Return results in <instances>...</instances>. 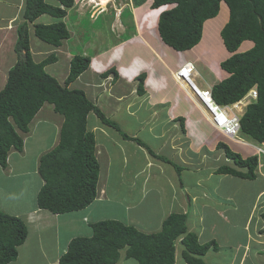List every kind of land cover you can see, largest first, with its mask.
<instances>
[{"label": "crops", "instance_id": "obj_1", "mask_svg": "<svg viewBox=\"0 0 264 264\" xmlns=\"http://www.w3.org/2000/svg\"><path fill=\"white\" fill-rule=\"evenodd\" d=\"M77 1L74 0L73 8L76 7ZM46 2L49 3L48 0ZM56 3L54 1L52 5H57ZM95 3L97 4V0ZM148 4L149 2H140L135 7ZM23 8L24 0H0V60L4 64L0 66V72H5L6 75L8 69L17 61L14 45L16 28L22 23L19 21V17H21ZM72 9L67 10L68 14L64 22L74 13L71 12ZM146 10L145 8L141 10L143 16H146ZM51 19L54 20L52 17ZM35 23L50 24L45 22V15L37 19ZM133 25L136 33L122 41L124 39L121 35L126 33L125 30H122V34L118 37L119 41L113 45L118 51L117 54L114 49L106 53V49L102 53L94 55L91 57L89 69L77 78L78 89L84 91L87 97L91 98V91L95 90L97 82L103 78L101 75L112 68L115 69L116 78L113 74L103 78L107 81V86L113 88L112 93L108 95L107 92H103L107 86L102 84L98 86L100 88L98 96L102 92L108 96V101L104 102L110 111L96 106L107 119L117 124L121 133L129 137V139H123L120 132L102 124L94 114L91 115H94L95 118L91 119V115L88 118V130L94 134L96 159L100 165L98 195L95 201L81 211L56 215L38 209L36 200L33 197L28 200L24 190L20 191L22 196L20 194L15 200L9 198L14 195L16 186L12 189L13 185L6 187L7 184L16 178H24V182L30 181L34 177L32 175L38 174L39 158L57 146L63 118L60 115L51 117L50 114H56L53 110L42 114L39 111L40 113L35 117L36 120L34 118L29 125V132L22 135V151H10L6 167H0V200L3 204L0 205V210L23 220L27 227L26 241L18 247L17 259L8 264H60L59 258L66 252L71 239L77 236H90V224L108 218L115 220L119 212L124 216L119 220L125 225L133 226L144 233L151 232L140 226L142 220L138 218V214L145 208L149 212L159 214V208H156V205L160 203V197L169 202L167 201L169 195V205L176 202L172 191L166 195L165 190L162 189L159 193V177L165 179L167 184L178 186L177 194L180 199H177L175 212L187 214L188 230L198 235L201 244L214 242L217 245V250L209 249L204 255L203 260L206 264H264V219L262 218L264 203L260 207L255 205L264 197V185L256 194L249 197L254 199V202L246 205V209L249 211L244 229L242 228V238L237 239V236L230 234V237L224 236V240H229L227 243H219L215 238H202L201 236L205 235L203 232L206 231L202 227L196 232V227L202 221L201 215L204 216V221H202L204 224L206 214L207 218L210 215L212 220L214 218L221 220L222 212L229 214L237 212L239 209L238 203L233 201L235 200L234 195H228L227 191L217 190L220 179L222 181L230 176L216 173L217 169L222 165L233 166L232 162L225 159L223 164H209V167L206 165L207 163L204 164V167H198L196 163V160L200 158V151L205 159L213 160V153L218 151L215 149V145L218 141H222L223 137L217 132H213L204 109L194 103L186 95V92L177 86L172 77V72L183 61L200 58L201 50L194 49L182 53L181 59L176 51L170 50L162 43L156 33L155 37H148L150 41L152 40L150 46L145 41L144 34L140 33L135 15ZM29 28L31 30V25ZM138 38L143 42L137 41ZM66 42L67 40L63 41L58 48L46 46L40 41L30 42L33 60L40 62L50 53H54L57 55L55 64L67 60L68 65L74 47H67ZM125 43L128 46H125ZM82 47L84 48V45ZM112 51H114L113 54ZM124 51L127 54L124 55ZM137 55H139L138 58ZM104 56H107L109 63L114 60L116 65L100 74L92 65L106 59L103 58ZM211 73L215 75L214 80L216 81H221L226 77V74L218 70ZM140 74H145L141 95L137 93V78ZM196 82L203 88H210L215 83L207 81L206 76L202 78L199 71ZM98 96L93 97V100ZM197 121L199 130L196 132ZM100 126L104 129L99 130L101 141H97L95 135ZM201 133L204 134L205 140L198 143ZM130 138L138 139L143 145ZM235 147L242 154L243 159L251 156L250 150H245L241 146ZM203 152L208 153L203 154ZM116 163H119L121 167L116 168ZM174 166L181 168L179 174L175 172V178L173 174L168 175L167 173V171L171 172L170 167L175 170ZM214 177L217 178L215 182L217 187L212 190L217 199L209 200L211 195L207 192L204 182L211 181ZM257 177L264 179V171L261 175H256ZM256 178L252 181H255ZM244 180L242 179V181ZM37 191L33 190L34 193ZM231 202L234 203V207ZM241 208L243 209L242 206ZM256 210L259 211V222L250 232L247 224ZM166 215L167 210L161 219ZM158 231L159 229H156V232ZM45 240L47 247L43 248ZM223 249L227 250V255L224 254ZM30 250L35 252V256L30 254ZM181 251L180 241L177 240L175 260L178 254L181 257ZM115 264H136V262L126 258L123 252L120 253L119 260Z\"/></svg>", "mask_w": 264, "mask_h": 264}, {"label": "trees", "instance_id": "obj_2", "mask_svg": "<svg viewBox=\"0 0 264 264\" xmlns=\"http://www.w3.org/2000/svg\"><path fill=\"white\" fill-rule=\"evenodd\" d=\"M58 5L44 0H24V8L16 28L14 52L17 61L7 71L0 89V167L5 168L10 150L22 151V133L43 108L51 105L53 112L63 118L59 142L39 159L38 174L44 182L35 202L38 209L56 215L81 211L92 204L98 195L100 165L96 159L95 137L88 130V118L94 114L102 124L120 132L113 121L79 89L69 85L89 69L91 58L75 55L69 63V72L63 84L45 70L55 63L54 53L40 62H34L29 45V26L43 14L55 21L50 24H32V33L45 44L57 48L69 39L68 25L64 22L74 0H56ZM227 9V18L220 31L225 50L231 54L220 66L228 77L212 87L215 101L229 105L239 101L256 86L257 100L247 106L240 124L241 134L255 142H264V0H152L150 8L162 10L157 19L161 41L175 51H185L200 42L204 23L218 16L221 5ZM158 9V10H159ZM250 48L238 52L243 42ZM116 78L114 68L102 74ZM145 74L137 78V93L141 95ZM121 133V132H120ZM123 139L128 135L121 133ZM132 141L139 140L130 138ZM141 144V143H140ZM143 145V144H141ZM233 166L222 165L216 173L238 179L256 178L257 159H243L223 143L216 146ZM167 162L166 160L160 158ZM168 163V162H167ZM179 174L181 168L174 166ZM264 219V213H262ZM188 216L172 213L162 222L161 230L147 234L117 220H100L89 225L90 236H77L70 240L67 250L59 258L60 264H115L123 251L125 257L136 264H174L176 242L182 247L185 264H206L204 255L209 249L217 250L213 243L201 244L198 235L188 230ZM27 236L23 220L0 210V264L17 259L18 247Z\"/></svg>", "mask_w": 264, "mask_h": 264}, {"label": "rangeland", "instance_id": "obj_3", "mask_svg": "<svg viewBox=\"0 0 264 264\" xmlns=\"http://www.w3.org/2000/svg\"><path fill=\"white\" fill-rule=\"evenodd\" d=\"M95 1L96 0H88V1L87 0H78L76 3L77 4L76 7L73 8L74 13H72L69 16L68 20L66 21V23L68 25V29L72 33L71 35L73 37L71 36V38L69 40H67V42L65 44H67V47H71V46L74 47V49H72V54L70 55L69 60H71L73 56L80 55V54L89 56L91 58L98 53H102L106 49H107L106 53H108L109 51L114 49L116 51L115 53L117 54L118 51H117V49H115L113 47V45L117 44V42L119 41L118 37H119V35L122 34L121 31L124 30L126 27V30H127L126 33L121 35L123 37L122 39H124L122 41H125V39L130 38L133 34L136 33L135 28L132 24V14L133 13H134L136 19L138 20V24L140 27L139 28L140 33L144 34L145 41L148 44H150V46H151L152 40L150 41V39H148V37L149 38H151L153 36L155 37V33H157L156 21H157V17L159 15V13L162 11L161 9H159V10L157 9V10L152 11L149 7L150 6V4H149L147 6L137 7L140 10L139 12H138V9L136 7L135 8L133 7L132 8L133 12H132L131 7L127 5L128 0H113V3H112L113 5L116 2L114 6H111V5L109 7L107 6L108 8L105 10L104 14H101V15L98 14L97 15V14H91V11H92L91 6H93ZM144 1L150 3V0H141L140 2H144ZM48 2L52 4L54 1L48 0ZM100 2H101V5H103V6L108 3V1H106V0H100ZM171 7L172 6H167V9H170ZM143 8L147 9L145 12V14H147V16H143V14H141V10H143ZM163 9H166V8L163 7ZM122 10H123V17L119 18L118 14H120L122 12ZM96 13H98L97 10H96ZM226 18H227V9H226V6L224 4H222L218 16L209 20L210 21L209 24H207V23L205 24V26H204V33H205L204 44L205 45L197 49V51L201 50L202 56H200V58L195 60L196 61V63H195L196 70L199 71L202 78H204L206 76L207 81H209L210 83H214L216 80H214L215 75L211 73L212 71H210L209 69L205 70V65L207 64V62L205 61V58H207L208 60L211 61V60H216L218 58H222L228 54V52L225 50V48L222 44V40L220 38V30H221L223 24L225 23ZM53 21L54 20L51 19V16H49L47 14L45 15V22L51 23ZM135 25H136V23H135ZM158 37H159V35H158ZM136 40L143 42V40H141L139 38ZM30 42L34 43V42H38V40L35 37L31 36ZM68 42H70V44H68ZM82 45H84V48L82 47ZM131 45H133V44H131ZM125 46H128V44L125 43ZM250 46H251V44L249 42H247V41L243 42L241 44L238 52L245 51V50L249 49ZM167 47L170 50H173L169 46H167ZM125 52L126 51L123 52L124 55L127 54ZM211 52L213 53L212 56L209 54ZM111 53L113 54L114 51H112ZM55 56L57 57L56 54H55ZM107 56H104L103 58H106ZM181 56H182V54L179 56V58H181ZM120 57H122V56H120ZM138 57H139V55H137V58ZM107 60H109V59L106 58V59L102 60L101 62L100 61L97 63L95 62V64L92 66H94L95 69L98 70L101 74V73L105 72L108 68L112 67L113 65L114 66L116 65V62L114 60H112V62H110V63ZM108 64H109V66H108ZM2 65H4V64L0 60V66H2ZM45 69H46V72L48 74L53 76L59 82V84H61V83L63 84L64 80L66 79L68 72H69V63L67 65V60H63V61H60V63H58V64L53 63L51 66H47V68H45ZM5 81H6V74H5V72L1 71L0 72V89L2 87V84L4 85ZM104 81H106V80H103V78L100 79L97 82V86H95V90L93 89V91H91V98L89 96L88 97L90 98V101H92V103H94L95 105L100 106V108H102L103 110L110 111L104 102L105 100L108 99V96L105 95L103 92H107V94L110 95L112 93L113 88L108 87L107 81L106 82H104ZM216 82H218V81H216ZM99 84L105 85L107 87L105 88V91H103V89L101 87V90L103 92L100 93L98 96V92L100 90V88L98 87ZM69 89H78L77 80L69 85ZM97 96H98V98L99 97L100 98L93 100V97L96 98ZM110 109H112L111 106H110ZM239 109L240 108H238V107H232L231 108V110H235V111H238ZM52 110H53V107L51 105H44L43 108L40 110V112L42 114L43 112H49V111L52 112ZM50 115H51V117H53V116L58 117L59 116V114L58 115L57 114H55V115L50 114ZM90 118L91 119L95 118V116L91 115ZM35 120H36V118H35ZM101 129H104V127L100 126L96 130L97 134L95 136L97 138V141H101V134L99 132V130H101ZM198 130H199V122L197 121L196 132ZM199 135H200V137H199L200 141L198 143H201L205 140V136L203 133H201ZM240 138L244 141H247L248 143L253 144V142L250 141L249 139H246V138L244 139L242 137H240ZM227 146L229 147V149L231 151L239 154L242 157V154L239 151H237L235 146H233L231 144H227ZM245 150H247V149H245ZM204 153H208V152H203V154ZM199 154H200V158L198 160H196L198 167H200V166L204 167L205 163H207L206 165L208 167H209V164L210 165L211 164L221 165L224 163V161H226L224 156L222 155V153L220 154L219 151L213 153V155H212L214 157L213 160L205 159L203 157L201 151ZM115 167L120 168L121 165L119 163H116ZM170 170H171V172L167 171L168 175L173 174V177L175 178V176H176L175 172L176 171L173 169V167H170ZM109 175H110V173H109ZM32 176H34V177L31 178L30 181H27V182H24V180H25L24 178H16V179L11 180L12 181L11 183L7 184L6 187H8L9 185H13L12 189L16 186L14 195L9 196V198L11 200H15V198H18V196H20V194L22 196V193L20 192L22 190H24L25 196L28 197V200L30 199V197H33V199L35 200L36 194L38 193L39 189L42 187L44 182L41 180V177L39 176V174L32 175ZM99 177H100V175H99ZM159 178H160V181L158 182L159 193H161L162 189L165 190L166 195L169 194L168 192L172 191L173 192V198L176 200V202L170 203V205H169V202H170V196L169 195L167 197V201H169V202L164 201L163 197H160L159 198L160 203H158L156 205V208H159V214L157 212L152 213V212H149V210H145L147 208H145L143 210V212H140L138 214V218L140 220H142V225H140V226L147 229V231H151V232H146L147 234L148 233L149 234L157 233L156 229H159V231L161 230L163 220L168 218L169 215H171L172 213H176L175 208L177 206V199H180L179 195L177 194L178 186L176 184H173V185L167 184L165 179H163L162 177H159ZM216 179L217 178L214 177L211 181L208 180V182H204V186H205L207 192L211 195L209 200L210 199H217L216 195L213 194L214 193L213 190L217 187L215 185ZM21 184H22V186H21ZM263 185H264V179H261L258 177L256 178L255 181H248V180L242 181V179H238V178H235L233 176H228L227 178H225L222 181L220 179V183H218L217 190H219L220 192L221 191L222 192L227 191V192H229L228 195H234L235 200H233V201H234V203H238L239 209L237 210V212L229 213V214L222 212L220 214V216L222 217L221 220L218 218H214L212 220V217H210V215H208L210 218L209 219V218H207V214H206L204 224L202 222V221H204V216L201 215L200 218H202V221H201V224L199 223V225L196 227V232H198L200 230V228L202 227L203 230H206L205 232H203L205 235L201 236L202 238H205V237H209L210 239L215 238L216 240L219 241V243H227L229 240L228 239L224 240V236H226V238H227L228 236L230 237V234L237 236L238 237L237 239L242 238V234H243L242 228L244 227L245 222L248 219L247 214L249 211L246 209V205H249V203L253 204V202H254V199L249 198V197H250V195H253L254 193L256 194L257 191L260 190ZM152 186H155V185H152ZM34 189L38 190L37 193L33 192ZM6 190L8 192V189H6ZM234 203L231 202V205H233V207H234ZM263 203H264V197L260 200V202L255 203V205H256V207L257 206L260 207ZM0 205H3L1 200H0ZM241 206L243 207V209L241 208ZM256 207H255V209H256ZM166 210H167V215L161 219V217L164 215ZM119 218H120V220L124 218V216L122 215L121 212L118 213V217H116L115 220H118L119 222L123 223L122 221L119 220ZM108 219H105V220H108ZM228 222L230 223L229 224L230 226L227 224ZM258 222H259V211L256 210L251 215V218L247 224V228L249 227L250 232H252L253 227L256 226L258 224ZM214 223H216L215 227H217V228H215L213 226ZM45 246L47 247L46 240L44 241V244L42 245V247L45 248ZM223 252L225 255H227L226 249H223ZM121 253H123V251ZM30 254L35 256V252L33 250H30ZM175 264H185L184 261L182 260V258L180 257V254H178L176 256Z\"/></svg>", "mask_w": 264, "mask_h": 264}, {"label": "clouds", "instance_id": "obj_4", "mask_svg": "<svg viewBox=\"0 0 264 264\" xmlns=\"http://www.w3.org/2000/svg\"><path fill=\"white\" fill-rule=\"evenodd\" d=\"M45 1V3H47L46 2V0H44ZM54 1H56V0H54ZM88 1V0H87ZM106 1H108V3L106 4V5H101V2H100V0H97V4L96 3H94L93 4V6H91V14H104L105 13V10L111 5V6H114L115 5V3H114V5L112 4L113 3V0H106ZM140 1L141 0H128V2H127V5L128 6H130L131 7V11L133 12V7L135 8V5L137 4V3H140ZM57 2V1H56ZM146 1H144V3H145ZM49 4V3H48ZM57 5H58V2L56 3ZM150 6H151V4H152V0H150ZM148 4V5H149ZM52 5V4H51ZM108 6V7H107ZM149 6V7H150ZM167 6H172V5H167ZM167 6H163V7H165L166 9L164 10V11H166V10H169V9H167ZM173 7V6H172ZM99 8V9H98ZM137 8V7H136ZM160 8H162V7H160ZM152 11L153 10H157V9H159V8H157V9H152V8H150ZM94 10V11H93ZM96 10H97V12L98 13H96ZM68 11H70V10H68ZM71 12H73V9H72V11ZM163 12V11H162ZM86 14V13H85ZM44 15H46V14H43L42 16H44ZM160 15V14H159ZM158 15V16H159ZM91 16V15H90ZM146 16H147V14H146ZM41 17V16H40ZM92 17V16H91ZM118 17L120 18V17H123V10H122V12L120 13V14H118ZM39 18V17H38ZM37 18V19H38ZM36 19V20H37ZM157 19H158V17H157ZM36 20L32 23V24H37V23H35L36 22ZM209 20H211V19H209ZM209 20H207L205 23H204V26H205V24L207 23V24H209ZM24 20H22V22H23ZM134 23V13L132 14V24ZM32 24H28V26H30L31 25V27H32ZM224 25V24H223ZM134 26V25H133ZM204 26H203V31H202V36H201V40H200V42L199 43H197L194 47H192L191 49H188V50H185V51H176L177 52V55L178 56H180L182 53H185V52H188V51H191V50H194V49H198V48H200V47H202V46H204L205 44H204V36H205V33H204ZM223 27V26H222ZM222 29V28H221ZM125 31H127L126 30V27H125V29H124ZM156 30H157V21H156ZM221 31V30H220ZM69 33H70V36H69V38L71 37V32H70V30H69ZM156 34H158V31H157V33ZM31 36H33V37H35L38 41H40V42H42L40 39H38L35 35H33V33H32V29L30 30V28H29V45H30V52H31V43H30V37ZM158 36V35H157ZM159 38V37H158ZM160 39V38H159ZM42 43H44V42H42ZM163 43V42H162ZM45 44V43H44ZM164 44V43H163ZM45 45H47V44H45ZM165 45V44H164ZM49 46V45H48ZM167 46V45H166ZM51 47V46H50ZM58 48V47H57ZM171 48V47H170ZM172 49V48H171ZM174 50V49H173ZM175 51V50H174ZM50 54H52V53H50ZM211 56L213 55V53L211 52V53H209ZM31 55H32V52H31ZM231 54H227L226 56H224V57H222V58H218V59H216V60H208L207 58H205V61L207 62V64L205 65V70H210V71H212L213 73H215V71H221L222 73H224V74H226V77L224 78V79H226L227 77H228V75H227V73L223 70V69H221V66H220V64L223 62V61H225V59H227V57L228 56H230ZM48 56V55H47ZM46 56V57H47ZM183 56V55H182ZM33 58V57H32ZM204 58V57H203ZM182 59V58H181ZM184 60V59H183ZM35 62V61H34ZM56 62V61H55ZM187 63H189L190 65H189V67H191L192 69V71H191V74H190V78H183L181 75H180V72H181V70H182V68L184 67V65L185 64H187ZM195 63H196V61L195 60H186V61H183L178 67H177V69L174 71V72H172V77H173V80H174V82L177 84V86H179L183 91H185L186 92V95H188L189 97H190V99L194 102V103H196L197 105H199V107H201V108H203L204 109V111H205V113L207 114V116H208V113H207V111H206V109H205V107H204V105L201 103V99L197 96V94L195 93V90H194V87L193 86H195V88L197 89V90H199V91H209L210 92V96H211V99L213 100V103L215 104V105H218V106H229L230 107V109L232 108V105H234V104H237V107H239L240 109L238 110V111H235V110H231V113H234V114H236V115H238L239 116V124H240V121H241V118H242V116H243V114H244V112L246 111V108H247V106H249L251 103H253V102H255L256 100H257V96H258V94L256 95V98L255 99H250V93H251V91H255L256 93H257V89H256V86H253L251 89H249L244 95H243V97L239 100V101H237V102H235V103H232V104H229V105H220V104H218L216 101H215V99H214V97H213V94H212V87L214 86V85H216L217 83H219V82H221V81H218V82H215L214 83V85L212 86V87H210V88H203V87H200L199 85H197L196 83V77L198 76V71L196 70V67H195ZM90 64H91V62H90ZM90 67V66H89ZM6 78H7V75H6ZM223 79V80H224ZM208 120V119H207ZM33 121V120H32ZM31 121V122H32ZM31 122H30V124H31ZM208 122H209V120H208ZM210 123V122H209ZM29 124V125H30ZM210 125H211V128L213 129V132H217L221 137H223V139H222V141H218L217 143H216V145H215V149H216V146L219 144V143H223V144H225L226 146H227V144H231V145H233V146H241V147H243V148H245V149H248V150H250L251 151V156H253V157H256V156H254L253 155V149L251 148V146L252 145H262V144H264V142H262V143H258V142H255L254 140H252V139H250L249 137H244V136H242V134H241V124H240V128H239V132L237 133V135L236 136H231V135H227L226 133H224V132H222L221 131V129H218L219 127H215L214 125H212L211 123H210ZM29 128H30V126H29ZM29 132V131H28ZM27 132V133H28ZM27 133H22L21 132V137H22V135L23 134H27ZM240 137H242V138H246V139H249L250 141H252L253 142V144L252 143H248L247 141H244V140H242ZM23 139V138H22ZM249 145H251V146H249ZM23 149V148H22ZM53 150V149H52ZM10 151H12V150H10ZM19 152V151H18ZM48 153V152H47ZM220 153H222L221 151H220ZM9 154V153H8ZM46 154V153H45ZM44 155V154H43ZM222 155H223V153H222ZM224 156V155H223ZM250 156V157H251ZM7 158H8V155H7ZM225 158V157H224ZM40 159V158H39ZM226 159V158H225ZM227 160V159H226ZM38 164H39V162H38ZM7 165V164H6ZM2 168V167H1ZM264 171V168L263 169H261V173ZM256 174L258 175V174H260L261 175V173H259L258 172V170L256 169ZM40 210H43V209H40ZM27 228V227H26ZM27 237V236H26ZM26 241V240H25ZM24 241V242H25Z\"/></svg>", "mask_w": 264, "mask_h": 264}, {"label": "built area", "instance_id": "obj_5", "mask_svg": "<svg viewBox=\"0 0 264 264\" xmlns=\"http://www.w3.org/2000/svg\"><path fill=\"white\" fill-rule=\"evenodd\" d=\"M189 65V63L185 64L180 72L183 78H190L192 68L189 67ZM193 87L208 113L209 122L215 127H219L218 129H221V131L227 135L236 136L240 128L239 116L231 113L229 106L215 105L209 91H199L195 86ZM256 95L257 93L255 91H251L250 99H255ZM232 107H237V104L232 105ZM262 147H264V144L251 146L253 155L256 156L257 159V170L259 173H261V169L264 168V149Z\"/></svg>", "mask_w": 264, "mask_h": 264}, {"label": "bare ground", "instance_id": "obj_6", "mask_svg": "<svg viewBox=\"0 0 264 264\" xmlns=\"http://www.w3.org/2000/svg\"><path fill=\"white\" fill-rule=\"evenodd\" d=\"M161 9V8H160ZM164 10V9H163ZM239 108V107H238ZM264 149V147H262Z\"/></svg>", "mask_w": 264, "mask_h": 264}]
</instances>
